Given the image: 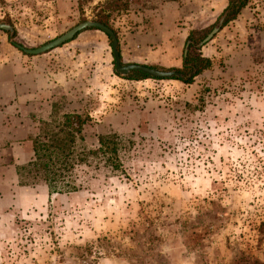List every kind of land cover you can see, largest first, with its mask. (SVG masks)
Returning a JSON list of instances; mask_svg holds the SVG:
<instances>
[{"label":"rangeland","instance_id":"1","mask_svg":"<svg viewBox=\"0 0 264 264\" xmlns=\"http://www.w3.org/2000/svg\"><path fill=\"white\" fill-rule=\"evenodd\" d=\"M106 1L0 0V23L37 49L96 21ZM125 1L109 19L122 63L171 71L230 0ZM240 15L201 47L212 67L191 85L118 76L100 30L39 56L0 30V66L32 72L23 92L41 91L47 110L31 113L30 139L65 114L87 120L75 148L84 161L70 174L77 191L51 195L20 177L30 162L14 188L0 183V264H264V0ZM106 136L120 143L117 170L97 153Z\"/></svg>","mask_w":264,"mask_h":264},{"label":"trees","instance_id":"2","mask_svg":"<svg viewBox=\"0 0 264 264\" xmlns=\"http://www.w3.org/2000/svg\"><path fill=\"white\" fill-rule=\"evenodd\" d=\"M248 3L249 0H230L228 7L221 16H225L223 26L236 20ZM126 6L127 1L125 0H107L99 4L100 11L96 21L112 29L109 23L111 14L124 11ZM12 37L13 35L9 37L10 43L17 47L12 42ZM206 37L196 40L192 34L189 36L187 41V45L189 44L188 52L183 55L182 68L171 69V71L180 74L181 77L171 78V80H178L191 85L196 77L212 67L211 60L202 56L201 47H199V44ZM117 75L121 76L120 74ZM124 78L137 81L151 79L150 76L138 72ZM86 122L87 120L79 114H65L64 121L53 129L50 123H44L43 126L46 129V134L43 135L44 139L42 140L40 137L31 139L33 141L34 158L22 169L26 175H23L21 171L19 172L20 177L43 180L49 186L51 195L77 191L78 186L70 181V174L79 163L84 161V159L79 160L77 158L75 148L78 136L82 134ZM119 148L120 143L116 136H106L100 139V148L97 153L104 155L106 165L117 170L119 169ZM26 184L24 183V185Z\"/></svg>","mask_w":264,"mask_h":264},{"label":"crops","instance_id":"3","mask_svg":"<svg viewBox=\"0 0 264 264\" xmlns=\"http://www.w3.org/2000/svg\"><path fill=\"white\" fill-rule=\"evenodd\" d=\"M243 13L247 12L244 10ZM17 65L10 59L7 64L0 66V183L11 188L18 182L17 168L31 162L34 157L33 141L30 138L35 134L36 122L30 115L32 113L41 117L47 113L42 108L45 104L39 94L41 91L39 95L37 91L30 94L29 89L27 94L23 92L32 72L20 71ZM30 100L39 101L28 105Z\"/></svg>","mask_w":264,"mask_h":264},{"label":"water","instance_id":"4","mask_svg":"<svg viewBox=\"0 0 264 264\" xmlns=\"http://www.w3.org/2000/svg\"><path fill=\"white\" fill-rule=\"evenodd\" d=\"M225 16L221 17L218 25L215 27V29L209 34L202 43L199 44V47L205 46L207 43H209L214 36L221 30V28L224 25ZM88 29H97L105 34H107L113 41L112 48H113V55L115 59V65H116V72L122 76H128L132 72H138L143 73L151 78L154 79H171V78H180V74H178L176 71H163L159 69H154L151 67H147L140 64H128L125 65L122 63L121 53L119 51V41L117 39L116 34L113 32V30L106 25L99 23L97 21H86L82 24H79L78 26L71 29L69 32L64 34L63 36L57 38L56 40L40 47L37 49H27L22 46H17L19 49H21L23 52H25L28 55L31 56H39L43 55L45 53H48L67 42H70L76 38L81 32L88 30ZM0 30H3L7 33H9L11 36L14 34V28L11 25L8 24H2L0 23ZM189 45V44H188ZM188 45L185 50V55L188 52Z\"/></svg>","mask_w":264,"mask_h":264}]
</instances>
